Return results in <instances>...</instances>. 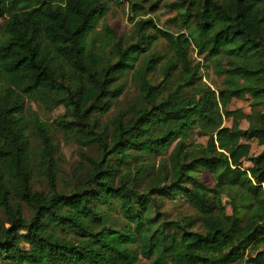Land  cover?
I'll use <instances>...</instances> for the list:
<instances>
[{
	"label": "trees",
	"instance_id": "1",
	"mask_svg": "<svg viewBox=\"0 0 264 264\" xmlns=\"http://www.w3.org/2000/svg\"><path fill=\"white\" fill-rule=\"evenodd\" d=\"M112 2L0 0V263L264 264V0H174L177 31L142 18L127 37L98 29ZM193 54L224 60L220 86ZM245 95L249 112L228 107ZM29 101L65 111L48 123ZM59 133L97 148L68 192ZM176 201L190 213L169 216Z\"/></svg>",
	"mask_w": 264,
	"mask_h": 264
},
{
	"label": "rangeland",
	"instance_id": "2",
	"mask_svg": "<svg viewBox=\"0 0 264 264\" xmlns=\"http://www.w3.org/2000/svg\"><path fill=\"white\" fill-rule=\"evenodd\" d=\"M174 0H161L157 3V6L151 9L147 3L143 5L141 9H137V12L131 11V0H120V4H114L113 2L109 4V11L99 20L98 29H101L103 24L109 25L112 30L116 33V36H129L133 32L134 22L142 18H152L155 20L158 27L167 29L171 32L177 31L180 27L175 24L168 23V18H171L175 15V10L168 8L167 4L172 3ZM144 14V15H143ZM184 31V29H183ZM152 50L160 52L162 54H170V49L167 46L166 41L163 38H158ZM195 61H199L200 64V73L202 80L209 84L212 88H217L220 86L222 77L220 72L223 70L224 60H208L203 61L196 54H193ZM158 75L155 74L153 78H157ZM136 93L135 84L129 80L126 83V89L124 93L120 96V104L125 103ZM231 103L228 105L230 109L240 108L245 112H249V101L248 95H245L244 99L232 98ZM27 107L32 111H35L44 121L51 123L59 115H62L65 111V108L60 105L51 110L44 109L41 105L35 102H27ZM230 124L229 120L224 121V125ZM242 128L247 126V122L242 120L240 123ZM192 142H202L205 143L206 137L201 136L199 133L195 132L192 136ZM58 142L60 144V153H59V162L58 168L59 172L56 178V185L58 191L68 192L72 189L77 177L82 178L83 171L81 166L83 164L82 154L96 155L97 148L96 146L91 147H81L75 140L68 138L62 133L58 134ZM251 151L254 154H257L260 151V148L257 146L255 141H252ZM170 151V150H169ZM168 151V152H169ZM205 182L210 186L215 184V181L211 177H205ZM32 188L38 191H49L47 185V179L45 177H35L31 182ZM221 194L223 196V202L228 210L229 205L226 200V193H233L234 186L227 184H221L220 186ZM24 214L26 217L30 216V212L26 206H23ZM163 210L169 214L171 217H180L179 212L183 211L184 213H190L186 206H181L180 201L166 202L163 206ZM142 258L140 262H144ZM1 264V263H0Z\"/></svg>",
	"mask_w": 264,
	"mask_h": 264
}]
</instances>
